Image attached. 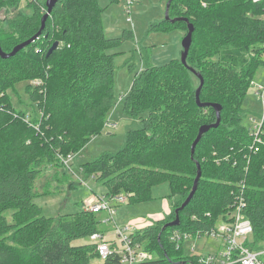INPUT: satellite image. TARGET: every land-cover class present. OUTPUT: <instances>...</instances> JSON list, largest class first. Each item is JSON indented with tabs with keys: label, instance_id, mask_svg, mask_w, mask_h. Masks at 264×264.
<instances>
[{
	"label": "trees",
	"instance_id": "obj_1",
	"mask_svg": "<svg viewBox=\"0 0 264 264\" xmlns=\"http://www.w3.org/2000/svg\"><path fill=\"white\" fill-rule=\"evenodd\" d=\"M20 4L0 0V14L1 9L13 14L10 19L0 15V25L9 28L6 32L0 26V45L7 53L39 31L46 13L39 0L26 3L31 15L20 12ZM103 13L98 0H59L38 40L11 59L0 58V264H90L100 259L90 241L101 233L97 215L83 210L46 217L33 188L42 166L69 155L61 153L63 148L80 152L103 130V119L115 105L116 56L111 50L133 39L134 33L125 30L120 37H107ZM263 15L264 1L172 0L170 18H187L195 27L188 67L174 59L146 66L135 76L123 109L139 118L142 128L128 132L117 152L83 166L97 182L106 181L107 196L126 193L131 203L149 202L154 188L166 183L172 195H179L168 218L130 234L155 256L146 264L183 263L182 251L170 242L171 232L209 228L225 218L239 198L253 226L251 248L264 245V122L261 142L243 124L244 100L264 63L259 56L248 61L244 56L254 46L263 50ZM177 28L188 32L183 21L151 26ZM56 41L59 48L47 58ZM190 68L204 79L201 102L222 106L220 126L203 136L193 158L191 146L200 127L216 123L217 115L213 107L197 106L200 80ZM26 80L42 81L27 86L43 111L39 129L26 123L27 114L17 111L5 94ZM198 164L202 177L180 213V225L163 230L189 196ZM82 240L87 242L76 244ZM104 264H120V256L112 254Z\"/></svg>",
	"mask_w": 264,
	"mask_h": 264
},
{
	"label": "rangeland",
	"instance_id": "obj_2",
	"mask_svg": "<svg viewBox=\"0 0 264 264\" xmlns=\"http://www.w3.org/2000/svg\"><path fill=\"white\" fill-rule=\"evenodd\" d=\"M39 1L42 4L46 2V0ZM168 1L98 0L100 7L104 9L102 20L106 36L117 38L122 35L123 31L128 30L134 33V38L127 40L120 48L111 50V53L116 56L115 105L103 119V125H105L103 130L93 136L80 152L75 151L73 147L62 149L61 153L63 154H73L70 169L65 167L60 159L58 161L57 157L53 158L42 166V172L34 182L33 191L38 196L35 202L43 209L46 217L77 213L82 210L83 201L85 202L91 196L100 197L107 194L108 189L103 184L106 181L97 182L95 174L88 176L83 166L96 160L104 153L117 152L123 147L128 132L142 128L140 119L127 114L123 109L125 96L132 86L134 77L141 73L146 66H163L174 59H181L182 39L185 37L186 31L182 28L169 31L151 30L153 24L159 25L165 20ZM1 10L2 19L13 17L10 10L9 12ZM19 11L25 15H31L32 8L21 3ZM261 18H264V15ZM0 26L9 32L6 23ZM195 48L197 49L198 45ZM256 48L259 46L251 47L244 56V60L248 61V59L257 56L264 60V49L261 48L259 51ZM215 59L217 57L213 58V60ZM65 80L67 81L68 77H65ZM194 81L197 84L196 78ZM31 82L26 80L17 83L8 88L5 94L17 111L27 114L26 123L39 129L38 123L44 120L43 111L37 107V104L31 99V95L28 94L27 86H30ZM254 82L264 85V63L258 68ZM252 85L243 103V108L247 113L243 124L248 128L253 121L260 120L264 114V103L255 93V86ZM108 122L115 124V127H109ZM179 199V195H172L167 183L159 185L154 188L151 201L144 203L129 201L119 205L117 214L111 222H105L108 218L106 213L97 214V218L100 220V232L104 234L106 242L122 250L124 247L118 229H125L130 223H140L141 219L155 220L161 214H166L167 210H172ZM85 242L87 240L78 241L76 244ZM192 246H194V253L203 255L212 253L218 248L216 241L208 238L192 241L188 247ZM90 264H104V261L96 258L92 259Z\"/></svg>",
	"mask_w": 264,
	"mask_h": 264
},
{
	"label": "built area",
	"instance_id": "obj_3",
	"mask_svg": "<svg viewBox=\"0 0 264 264\" xmlns=\"http://www.w3.org/2000/svg\"><path fill=\"white\" fill-rule=\"evenodd\" d=\"M31 0H20L26 4ZM264 0H253L254 3H261ZM264 49V45H263ZM42 84L40 80H33V87ZM262 102L264 103V85L253 83L252 85ZM264 122V114L258 121H253L249 128L254 131V136L259 139V132ZM109 127H115V124L108 122ZM258 151V148L256 149ZM65 167L70 169V163L73 154L67 156H59ZM130 195L119 194L116 196H91L84 202L85 210L91 214L106 213L108 218L105 222H111L117 214V207L129 202ZM245 205L242 198L235 201L232 211L225 217L219 219L213 226L209 228H200L195 231L174 230L169 235L170 242L175 246L177 251H182L183 263L180 264H264V245L258 250H253L250 246L253 236V226L244 214ZM173 212L167 210L166 214H162L159 218L152 220L151 218L133 224L130 223L125 229H118L119 237L122 238L123 249L119 250L114 245H110L104 240L102 233H96L90 237V241L96 245V252L103 261L112 254L120 256V264H146L153 260V256L144 250V247L133 242L130 234L137 230L148 228L155 222L164 221ZM195 220V219H194ZM130 232V233H128ZM213 239L218 244V248L207 255L194 253V246L188 247L192 241H200L202 239Z\"/></svg>",
	"mask_w": 264,
	"mask_h": 264
},
{
	"label": "water",
	"instance_id": "obj_4",
	"mask_svg": "<svg viewBox=\"0 0 264 264\" xmlns=\"http://www.w3.org/2000/svg\"><path fill=\"white\" fill-rule=\"evenodd\" d=\"M58 1L59 0H46V2H45L46 13L42 17L41 27H40L39 31L33 37H31L27 41H24V42L18 44L17 46H15L13 48V50L11 52H8V53L5 52L0 45V58L3 60L11 59V58L15 57L20 51L27 48L32 43H34L36 40H38L42 36L43 31L45 30V27H46L47 20L51 16L53 9L57 5ZM171 2H172V0L168 1L167 7H166L165 20H167L171 23L183 21L187 24L188 32L185 35V37L182 39L183 50H182L180 61L184 66L188 67L187 59H188V55H189L190 49H191L192 44H193V34L195 31V27L192 23H190V21L187 18H175V19L170 18L169 11H170ZM59 46H60V42H58V41L54 42L52 47L49 49L46 57L49 58L59 48ZM190 71L200 80V86L198 87V89L196 91L197 106L200 108L213 107L214 110L216 111V115H217L216 123H214L212 125H203L200 127L198 135H197L195 141L193 142V144L191 146V157L193 158L194 154H195L196 147L198 146V144L201 141V139L203 138V136L205 134H207L211 129H215V128H218L220 126L222 106L219 104H210V103H202L201 102L200 93H201V89L204 85V79H203L202 75L200 73H197L196 70H194L193 68H190ZM197 166H198V174L194 180L193 188H192L189 196L187 197L185 202L181 205V207H179L175 210V220L164 225L163 230H165L169 227H176V226L180 225V213L185 209V207L193 199V197L197 191L199 181L202 177L201 166L199 164Z\"/></svg>",
	"mask_w": 264,
	"mask_h": 264
},
{
	"label": "crops",
	"instance_id": "obj_5",
	"mask_svg": "<svg viewBox=\"0 0 264 264\" xmlns=\"http://www.w3.org/2000/svg\"><path fill=\"white\" fill-rule=\"evenodd\" d=\"M84 200H85V199H84ZM82 205H83V208H82L81 211L85 210V207H84V201H83V204H82ZM161 215H162V214H161ZM145 220H147V219H145ZM145 220H142V219H141V222L143 223V221H145ZM103 235H104V234H103Z\"/></svg>",
	"mask_w": 264,
	"mask_h": 264
}]
</instances>
